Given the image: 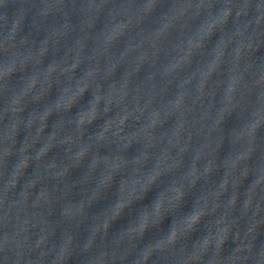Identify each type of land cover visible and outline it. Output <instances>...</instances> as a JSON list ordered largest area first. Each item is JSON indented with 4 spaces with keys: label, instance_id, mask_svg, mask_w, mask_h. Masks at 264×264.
<instances>
[{
    "label": "water",
    "instance_id": "obj_1",
    "mask_svg": "<svg viewBox=\"0 0 264 264\" xmlns=\"http://www.w3.org/2000/svg\"><path fill=\"white\" fill-rule=\"evenodd\" d=\"M0 264H264V0H0Z\"/></svg>",
    "mask_w": 264,
    "mask_h": 264
},
{
    "label": "clouds",
    "instance_id": "obj_2",
    "mask_svg": "<svg viewBox=\"0 0 264 264\" xmlns=\"http://www.w3.org/2000/svg\"><path fill=\"white\" fill-rule=\"evenodd\" d=\"M227 16V13L224 14L223 17L219 18L217 21H215L213 24H209L208 27L206 29H203V33L204 34H210V31L211 29L214 27L215 23H221L223 21L224 18H226ZM123 26H117L116 29H114L108 36H106L105 38V43L108 44V43H111V41L113 39H115V37L117 35L120 34L121 30H122ZM222 53H218L217 55V59L216 61L213 62V65L212 67L214 68L216 66V64L219 62V59H220V55ZM78 63V61H77ZM179 66V63L177 65H173L172 68L169 69V71L173 70L175 67H178ZM76 67V64H73L71 65V68L74 69ZM15 66L11 67L8 69L7 73H6V76L10 75L11 72L14 70ZM69 68H64L63 71H68ZM89 79L87 81H85L82 85H77L76 86V90L75 92H73L70 96H68L67 99H59L57 101V103L55 104V111L57 112H60V111H66L67 109H69L72 104L76 101V99L81 96L83 94V92L87 89V87L89 86V81L94 79L95 78V75H96V71L95 70H90L88 73H87ZM5 76V77H6ZM36 82L33 83L32 87L35 85ZM235 83L236 81L233 80V82L230 84L229 86V99H231V93L235 91ZM126 85H127V81H125L124 85H121L120 89H115L113 88L112 91L113 92H118V95H110L107 99V102L105 104V108H104V111H108V105H111L113 100H115L117 103H121L124 101V99L126 98L127 96V92H126ZM203 87V81L201 82V88ZM27 91H31V88L28 89ZM71 91V87L69 88H66L64 90V93H67V92H70ZM26 94V93H25ZM63 96V95H62ZM20 97H18L16 100H15V104H18L19 101H20ZM104 100V96L99 92V90L97 91V94L95 95V98L93 100V102L91 103V107L90 109H88V111L86 112H81L79 114V118L76 122L77 124V128L79 130H83V127L86 125V124H90L98 115V112H99V105L101 103V101ZM184 103V100H183V96H181L176 102L175 104L173 105V108L174 109H179L182 104ZM16 109L13 108V111H15ZM139 110V109H138ZM52 111H45L44 112V115L43 117H47ZM131 115V113H128V112H125V114L120 117L117 121H109L102 132H100L98 135H97V139L98 140H104L107 138V135L109 132H112V135L114 136H119L120 133L122 132V129H123V125L125 123V121L129 118V116ZM159 122V113L154 111L150 117V123L148 124L147 128L148 129H151L153 127H155V125ZM255 125L256 127V124H253ZM113 128H115V131H113ZM38 131H40V128L38 129ZM146 134H147V130H146ZM56 137V133H53L52 134V139H55ZM62 143L63 142H68V143H71V138H67L66 140H63L61 141ZM52 146V142H51V139L49 140V142L40 149L39 153L37 154V159H41L44 155H46L47 151L49 150V148ZM25 150H26V147H25ZM89 150V146H82L81 149L76 153L75 155V159L77 161L81 160L88 152ZM5 155H7V151H5ZM27 164H28V157L25 156V159L22 161L21 164H19L17 166V171L15 173V176L12 180V184L14 185L15 184V178L16 176H19L21 174V171L27 167ZM95 164V161L93 162V165ZM49 167H55V165H50ZM118 207H122V205H118ZM160 208H161V204L158 202L156 204V213L158 214L159 211H160ZM203 213L202 212H197L196 214L190 216L187 221L185 222L187 227L188 228H191L199 219H200V216L202 215ZM147 217H144L139 225V231H143L144 227L147 225ZM222 232L226 231V230H221ZM177 237V230L176 228L174 227L173 230H172V233L171 235L169 236L168 238V243H173L175 241ZM223 237L221 236V239ZM208 241H205V244H207Z\"/></svg>",
    "mask_w": 264,
    "mask_h": 264
}]
</instances>
